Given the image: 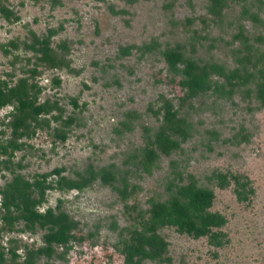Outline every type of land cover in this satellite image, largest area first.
Returning <instances> with one entry per match:
<instances>
[{
    "label": "rangeland",
    "instance_id": "374dc122",
    "mask_svg": "<svg viewBox=\"0 0 264 264\" xmlns=\"http://www.w3.org/2000/svg\"><path fill=\"white\" fill-rule=\"evenodd\" d=\"M49 30L56 31L51 47L66 45L59 53L69 68L48 67L28 47ZM176 45L209 72V90L184 103L181 76L162 58ZM21 79L37 86L39 103L62 110L42 116L49 127L20 140L22 149L0 155V189L17 175L29 182L46 175L55 185V168L70 180L98 175L81 190L46 192L37 210L64 211L84 239L35 264H125L119 250L131 229H142L138 214L190 183L213 192L208 211L222 219L210 228L216 239L179 234L166 221L146 235L152 245L141 264H264V0H0V81L13 87ZM164 100L186 135L163 143ZM12 109H0V143L11 138ZM68 117L73 123L64 127ZM106 170L114 173L110 184L100 178ZM15 227L1 244L21 262L27 249L44 245L46 231Z\"/></svg>",
    "mask_w": 264,
    "mask_h": 264
},
{
    "label": "trees",
    "instance_id": "16d2710c",
    "mask_svg": "<svg viewBox=\"0 0 264 264\" xmlns=\"http://www.w3.org/2000/svg\"><path fill=\"white\" fill-rule=\"evenodd\" d=\"M210 10L213 14L218 12L214 5ZM54 35H56V31L49 30L41 38H32L28 47L37 52L38 60L48 67L61 68L65 66L69 68L64 55L59 53V51L67 50L66 45L62 43L57 50L51 47ZM162 58L171 72L181 76L177 83L183 92V95L179 97L182 103L209 90L206 85L209 76L208 67L186 58L181 46L176 45L165 49L162 52ZM31 73L36 75V68H33ZM233 77L245 82L247 80L236 74H233ZM175 81L173 78L170 79V82ZM263 85L259 86V96H262ZM38 92L37 86L28 85L25 79L19 80L13 87L0 81V109L6 106L13 107L9 121L11 138L5 143H0V155L22 149L24 143L20 140L31 138L35 134L36 128L49 127L48 120L40 119L42 116L62 110L56 102L39 103ZM162 108L163 123L169 132L163 129L164 131L162 130L157 136L158 139L164 143L171 141L169 135L182 134L185 136L186 132L180 125V120L177 118L178 113L174 110L172 103L169 100H164ZM52 118L56 121L61 119L60 114ZM72 123L73 120L70 117L62 121L64 127L70 126ZM55 135L62 141L67 138V133L63 130H55ZM172 142L177 144L175 139ZM171 146L174 145L171 144ZM153 156V152L148 149L147 160H151ZM5 164L6 162L0 161V175L2 167H6ZM62 173L63 168H55L51 171L50 174L58 178L55 185L46 180V175H40L32 182L17 175L4 188L0 189V264H35L40 257L50 258L55 253V247L68 249L71 242L82 241L83 237L74 235L73 231L77 228V223L67 213L60 209L54 211L49 208L43 213L37 210L47 191L55 189L81 190L89 186L98 176L96 172L92 171L88 178L81 176L78 179L70 180L62 176ZM100 178L104 184H110L114 180V173L112 170H106L100 175ZM33 191H36L38 199L33 198ZM169 192L168 199L151 204L146 212V217L143 216V213L138 214L137 223L141 225L142 229L138 230L137 227L131 229L129 237L122 242V247L119 250L125 264H141V260L148 256L145 250L146 245H152V239L149 240L146 235L154 234L158 226L164 225L166 221L172 222L179 234L196 239L209 235L208 237L216 239L210 228L221 225L222 219L219 215L208 211L212 206L213 192L194 183L185 187L173 186ZM237 192L238 200L246 199L242 193L245 192L244 190ZM19 222L23 223L24 230L35 231V228L39 227L46 231L42 237L44 245L37 249H27L21 262L18 261L20 255L17 254L15 248L7 249L6 252L1 244L2 234L13 233L17 229L15 224ZM159 251H165V244H162L158 251L155 250L154 254ZM110 256L107 255V260H111Z\"/></svg>",
    "mask_w": 264,
    "mask_h": 264
}]
</instances>
